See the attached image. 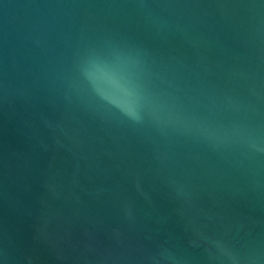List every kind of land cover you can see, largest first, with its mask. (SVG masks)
<instances>
[{
	"label": "water",
	"instance_id": "1",
	"mask_svg": "<svg viewBox=\"0 0 264 264\" xmlns=\"http://www.w3.org/2000/svg\"><path fill=\"white\" fill-rule=\"evenodd\" d=\"M0 264H264V0H0Z\"/></svg>",
	"mask_w": 264,
	"mask_h": 264
},
{
	"label": "clouds",
	"instance_id": "2",
	"mask_svg": "<svg viewBox=\"0 0 264 264\" xmlns=\"http://www.w3.org/2000/svg\"><path fill=\"white\" fill-rule=\"evenodd\" d=\"M85 79L97 91L98 95L118 107L129 119L136 122L142 120L143 109L149 103L142 92L129 88L120 81L102 76L94 64L86 66Z\"/></svg>",
	"mask_w": 264,
	"mask_h": 264
}]
</instances>
